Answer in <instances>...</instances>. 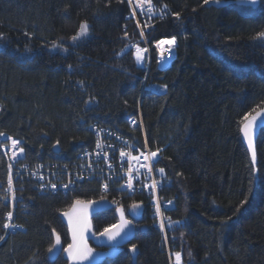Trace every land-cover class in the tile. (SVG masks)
<instances>
[{"label":"trees","instance_id":"16d2710c","mask_svg":"<svg viewBox=\"0 0 264 264\" xmlns=\"http://www.w3.org/2000/svg\"><path fill=\"white\" fill-rule=\"evenodd\" d=\"M154 2L168 11L145 29L146 40H176L165 69L154 53L149 67L136 65L143 39L127 0H0V135L21 139V161L72 169L93 144L90 125L146 143L171 178L170 215L181 224L170 245L183 264H264V125L255 160L241 136L264 113V0ZM81 25L87 31L78 35ZM145 78L165 92L145 89ZM139 116L142 126L131 128ZM7 168L0 148V238ZM34 186L28 178L16 184L21 230L0 241V264H66L62 254L47 255L53 231L69 243L59 213L102 198L124 209L141 201L145 212L144 228L135 223L132 242L101 264H170L142 198L115 187L104 193L89 180L64 193ZM116 222L114 209L92 217L95 233Z\"/></svg>","mask_w":264,"mask_h":264},{"label":"built area","instance_id":"2783aa9c","mask_svg":"<svg viewBox=\"0 0 264 264\" xmlns=\"http://www.w3.org/2000/svg\"><path fill=\"white\" fill-rule=\"evenodd\" d=\"M129 3L132 11L127 17H134L140 28L150 23L154 14L166 18L167 8L156 9L153 0H129ZM142 12L150 17H143L140 14ZM159 46L158 63L165 65L172 57L173 41L162 40ZM154 86L164 90V86ZM130 125L135 127L140 124L138 119H134ZM88 129L94 135L92 147L79 154L74 169L58 161H39L34 164L19 162L21 141L17 137H8L6 144L2 145V151L9 169V179L3 185L1 199L8 203L10 209L3 215V232H15L21 227L13 222V208L21 200L16 187L20 181L17 180L18 175L26 173L38 192L43 194L66 192L83 180H96L104 191L119 186L129 196L141 195L146 198L154 224L160 230L161 241L170 255V243L176 240L175 230L180 225V220L171 218L168 213L175 208L174 199L167 195L171 178L155 164L154 156L148 150L139 149L128 137L102 126L90 125ZM13 141L16 143L13 144ZM5 224L9 227L5 228Z\"/></svg>","mask_w":264,"mask_h":264},{"label":"water","instance_id":"95a60500","mask_svg":"<svg viewBox=\"0 0 264 264\" xmlns=\"http://www.w3.org/2000/svg\"><path fill=\"white\" fill-rule=\"evenodd\" d=\"M238 2H241L238 0ZM264 125V119L261 117H253L248 119L241 128L242 140L253 159V152L256 157V141L260 128ZM251 144V146H250ZM82 204L87 205V208L82 206H76V201L65 211L59 213V217L63 224L67 228L69 243H73L72 229L74 221L78 215H84L87 221V231L83 233V240L87 244L88 248L92 250L91 256L87 260L74 261L69 257V254L63 249L61 237L60 243H56V232H53V245L51 251L49 250L47 255L50 261L55 260L60 254L66 264H101L105 259H111L115 257L124 246L130 244L134 238L135 228L132 220L136 222H142L144 218V206L140 203L132 204L125 211L122 207L115 209V215L117 222L110 228V234L114 238H109V234H105L102 231L99 234H95L93 230L92 217L102 211L113 208L112 203L108 199H99L93 201H81ZM136 206L133 208V206ZM67 214V215H65ZM125 221L127 223H125ZM121 225H123L121 227ZM143 228V227H142ZM59 236V235H58ZM132 260L135 261L137 255V248L133 250V246L129 247Z\"/></svg>","mask_w":264,"mask_h":264},{"label":"snow or ice","instance_id":"6c2138e0","mask_svg":"<svg viewBox=\"0 0 264 264\" xmlns=\"http://www.w3.org/2000/svg\"><path fill=\"white\" fill-rule=\"evenodd\" d=\"M209 0H204V3H208ZM247 2H251L254 3L255 0H247ZM87 28L86 25H81V32L78 33V35H82L84 33H86ZM261 36H264V33L260 34ZM75 39V37H74ZM169 43H171V41H169ZM16 141H13V144H15ZM251 146V144H250ZM22 151V150H21ZM153 156L156 155V153H152ZM253 160H255V153L253 152ZM161 171H163L161 169ZM76 206H82L84 208H87V205L82 204L81 201L77 200L76 201ZM136 206L134 205L133 208H135ZM67 215V214H65ZM9 217H11V213H9ZM125 223H127L125 221ZM123 225H121L122 227ZM5 228L9 227L8 224L4 225ZM87 221H86V217L84 215H78L74 221V225H73V229H72V236H73V243L68 244L67 248L63 249V251L67 252L69 254V257L74 260H87L91 254H92V250L90 248H88L87 244L84 242L83 240V233L85 231H87ZM104 233L105 234H109V238H114L113 235L110 234V230L108 228L104 229ZM56 243L59 244L60 243V236H56ZM133 250H135V246L133 245ZM51 251V249H50ZM177 256H179V254H177Z\"/></svg>","mask_w":264,"mask_h":264},{"label":"rangeland","instance_id":"374dc122","mask_svg":"<svg viewBox=\"0 0 264 264\" xmlns=\"http://www.w3.org/2000/svg\"><path fill=\"white\" fill-rule=\"evenodd\" d=\"M138 47H139L140 53H142V55H143V59L145 60L147 57V60H149L150 62L152 60V53H153L154 49L156 50L157 55H158V51H160L159 43L154 45V43L149 44L147 41L146 45L145 44H139ZM139 65H142V64H139ZM159 86H163V85L159 84ZM262 112H264V110ZM262 117L264 118V113H263ZM137 119H138V122L140 124L139 126H142L141 117L139 116ZM139 120L141 121V123ZM141 128H143V127H141ZM89 181H96V180H89ZM100 187H101V185H100ZM174 261L176 263L182 264L184 260L181 256L180 257L177 256V257H175Z\"/></svg>","mask_w":264,"mask_h":264},{"label":"bare ground","instance_id":"6f19581e","mask_svg":"<svg viewBox=\"0 0 264 264\" xmlns=\"http://www.w3.org/2000/svg\"><path fill=\"white\" fill-rule=\"evenodd\" d=\"M134 11H135V10H134ZM140 14H141L143 17H145V18L150 17L148 14L143 13V12L140 13ZM161 46L163 47L162 44H161ZM153 53H154L155 62H156V65H157V64H158V55H157V52H156L155 49H154ZM143 84H144V88H145V89H147V90H149V91H151V92L161 93V90L156 89V86L149 84V82L146 81V78L144 79ZM102 127H104V126H102ZM105 128H107V127H105ZM108 129L111 130V128H108ZM1 135H6V134H5V133H1ZM8 136H10V135H8ZM125 137H126V136H125ZM6 142H7V140L3 141V142H2V145L6 144ZM23 179H27L26 173H22V174H20V175L17 176V180H23ZM34 187H35V186H34ZM36 191H38V189H36ZM174 209H175V208H174ZM174 209H173V210H174ZM174 219H176V218H174ZM2 230H3V227H2ZM105 260H106V259H105ZM105 260H104V261H105Z\"/></svg>","mask_w":264,"mask_h":264}]
</instances>
